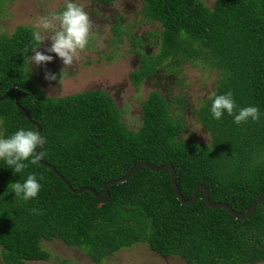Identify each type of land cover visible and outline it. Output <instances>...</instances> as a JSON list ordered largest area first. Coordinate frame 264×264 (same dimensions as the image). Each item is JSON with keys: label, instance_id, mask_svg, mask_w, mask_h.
<instances>
[{"label": "trees", "instance_id": "1", "mask_svg": "<svg viewBox=\"0 0 264 264\" xmlns=\"http://www.w3.org/2000/svg\"><path fill=\"white\" fill-rule=\"evenodd\" d=\"M4 1L12 0H0V13ZM136 1L142 20L157 23L159 43L157 52L142 53L140 67L129 73L134 86L165 64L177 68L183 62L202 63L217 72L212 93L231 92L237 108L254 105L259 118L240 124L229 115L214 120L207 98L195 112L209 143L183 140L182 124L171 118L165 98L152 91L141 105L139 128L129 130L103 91L44 96L24 71L26 55L37 44L33 30L25 26L10 36L0 35V97L18 90L19 106L46 138L39 159L53 166L72 189L88 187L101 194L105 183L142 161L154 167L170 165L184 199L201 184L211 202L244 213L264 193V0H215L210 8L200 0ZM14 97L0 101L4 137L18 128L36 129ZM28 174H34L41 188L36 198L24 201L14 197L8 185ZM108 193L109 202L103 205L88 192L72 194L38 163L14 174L0 161L1 263L46 261L49 254L40 244L55 239L96 264L140 243L185 264L264 262V201L248 219L235 220L224 209L208 208L202 191L194 204L181 205L169 172L145 168L110 186Z\"/></svg>", "mask_w": 264, "mask_h": 264}, {"label": "rangeland", "instance_id": "2", "mask_svg": "<svg viewBox=\"0 0 264 264\" xmlns=\"http://www.w3.org/2000/svg\"><path fill=\"white\" fill-rule=\"evenodd\" d=\"M210 8L215 0H200ZM92 23V38L69 66L62 64L55 54L51 62L41 66L24 65L29 80L48 98L103 91L119 111L120 121L132 131L141 124V105L148 94L158 91L168 103L174 120L182 124L180 138L208 144L209 135L196 119V110L212 93L217 72L202 63H181L174 68L163 65L139 86L128 78L140 67L141 54L157 52L159 39L157 23H146L141 17V5L136 0H118L111 4H96L76 0ZM64 0L4 1L0 13V35L10 36L18 26L36 28L37 19L63 8ZM50 46L45 38L37 50L42 53ZM33 53L29 54V57ZM55 75L46 79L45 74ZM1 136V128H0ZM41 248L49 254L46 261H27L23 264H96L84 252L68 247L60 240L42 241ZM0 264L1 261H0ZM98 264H185L179 257H161L137 244L106 257ZM258 264H264L258 263Z\"/></svg>", "mask_w": 264, "mask_h": 264}, {"label": "clouds", "instance_id": "3", "mask_svg": "<svg viewBox=\"0 0 264 264\" xmlns=\"http://www.w3.org/2000/svg\"><path fill=\"white\" fill-rule=\"evenodd\" d=\"M92 23L86 11L76 0H64L63 8L58 12H51L40 16L33 31L36 46L26 55L25 63L41 66L52 61L55 54L63 65L69 66L78 53L84 50L92 38ZM47 38L50 46L42 53L37 48ZM29 52V51H28ZM46 79H55V75L45 74ZM208 113L214 120L224 115L232 117L233 123L240 124L249 120L255 122L261 113L254 105L237 108L231 92L223 94L209 93ZM235 109V111H234ZM46 143L45 136L37 129L18 128L10 135L0 136V161L14 174H19L28 163L36 164L40 158L38 148ZM27 161V163H26ZM14 197L27 201L37 197L41 184L34 174H28L21 182L17 180L8 185Z\"/></svg>", "mask_w": 264, "mask_h": 264}, {"label": "water", "instance_id": "4", "mask_svg": "<svg viewBox=\"0 0 264 264\" xmlns=\"http://www.w3.org/2000/svg\"><path fill=\"white\" fill-rule=\"evenodd\" d=\"M10 94H15L14 97V103L16 105V107H18L21 112L24 114L26 120L32 125L35 126L36 129L38 130V132H41V129L39 127V125L37 123H35L34 121H32L27 113V111L25 109H23L21 106H19L18 104V97H19V93L17 89H13L8 91L7 93H5L2 97H0V101L4 100L6 97H8ZM39 149V148H38ZM37 149V151H38ZM39 165L46 167L48 169H50L66 186V188L72 193V194H81L83 192H88L91 195H93V197L100 203V204H107L109 202L110 196L108 193V188L110 186L113 185H118L121 183H124L129 177H131V175L138 169V168H145L151 172H163V171H168L169 172V179H170V186L172 188V191L176 197V199L180 202L181 205H185V206H189L195 203L196 199H197V194L199 191H202V200L204 202V204L210 208V209H224L231 217H233L235 220H246L250 217V215L253 213L254 209L256 208L257 205H259L261 202L264 201V193L262 195H260L258 198H256L251 205L249 206V208L247 209V211H245L244 213H237L236 211H234L230 206H228L225 203H213L209 200L208 198V190L205 186L198 184L196 185L193 190H192V194L191 197L189 199H184L181 194L178 191L176 182H175V171L173 170V168L170 165H161V166H151L150 164L146 163V162H138L136 164H134L128 171L127 173L118 178V179H113L108 181L107 183L104 184L103 189H102V193L101 194H97L95 193L92 189L88 188V187H80L77 189H72L69 185V183L55 170V168L53 166H51L48 163H45L43 161H41L40 159L37 162Z\"/></svg>", "mask_w": 264, "mask_h": 264}]
</instances>
